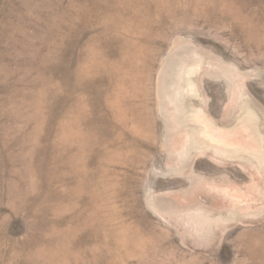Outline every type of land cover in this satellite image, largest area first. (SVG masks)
Instances as JSON below:
<instances>
[{"label":"rangeland","instance_id":"374dc122","mask_svg":"<svg viewBox=\"0 0 264 264\" xmlns=\"http://www.w3.org/2000/svg\"><path fill=\"white\" fill-rule=\"evenodd\" d=\"M0 264H264V0H0Z\"/></svg>","mask_w":264,"mask_h":264},{"label":"bare ground","instance_id":"6f19581e","mask_svg":"<svg viewBox=\"0 0 264 264\" xmlns=\"http://www.w3.org/2000/svg\"><path fill=\"white\" fill-rule=\"evenodd\" d=\"M174 36V35H173ZM185 57V56H184ZM184 93V92H183ZM223 137V136H222ZM226 137V136H225ZM222 139H225V138H222ZM222 139H220V140H222ZM230 139V138H229ZM228 139V140H229ZM231 141H233L232 139H231ZM223 142V141H222ZM225 142V141H224ZM226 142H228L227 140H226ZM234 142H235V140H234ZM240 143H241V141H239ZM233 144V143H232ZM242 145H244V143H242ZM241 146V145H240ZM244 147V146H243ZM41 196V195H40ZM215 238V237H214Z\"/></svg>","mask_w":264,"mask_h":264}]
</instances>
